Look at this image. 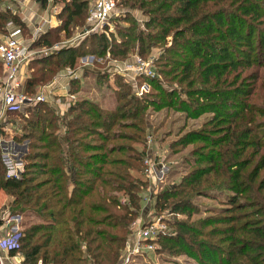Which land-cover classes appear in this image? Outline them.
Here are the masks:
<instances>
[{
  "label": "trees",
  "instance_id": "obj_1",
  "mask_svg": "<svg viewBox=\"0 0 264 264\" xmlns=\"http://www.w3.org/2000/svg\"><path fill=\"white\" fill-rule=\"evenodd\" d=\"M62 1L57 18L65 14L64 25L52 31L65 34L75 19H84L85 25L89 0ZM39 2L45 8L48 0ZM118 4L126 11L114 21L112 32L90 34L75 46L30 60L24 93L33 95L52 81L56 67H73L78 57L92 55L98 66L106 60L125 61L130 51L143 57L160 42L163 67L158 66V73L184 85L166 88L157 77L138 76L137 86L145 81L152 90L137 96L121 75L115 77V89L107 72L84 71L83 76L114 89L112 108L81 98L62 115L46 101L7 112L24 120L14 141L27 140L36 151L22 158L18 178L5 176L0 157V190L11 198V214L23 217L26 209L37 219L20 224L18 246L9 255L21 254V264H117L131 236L130 224L141 215L139 194L150 184L141 175L145 132L152 127L144 114L172 109L187 118L210 117L203 129L187 131L169 144L173 148L200 141L206 149L193 151L194 167L156 193L157 213L185 216L167 221L170 231L160 233L156 243L199 264H264V0ZM133 10L141 13V24ZM10 20L25 27L16 12L0 6V36ZM52 31L39 35L30 47L51 46ZM76 83L71 79L69 87ZM113 127L132 133L110 134ZM93 135L99 141L90 142ZM109 140L130 143L106 145ZM112 154L121 155L110 159ZM113 193H121L127 202ZM219 193L224 195L220 209L209 208V215L190 221L199 213L194 197L215 199Z\"/></svg>",
  "mask_w": 264,
  "mask_h": 264
},
{
  "label": "rangeland",
  "instance_id": "obj_2",
  "mask_svg": "<svg viewBox=\"0 0 264 264\" xmlns=\"http://www.w3.org/2000/svg\"><path fill=\"white\" fill-rule=\"evenodd\" d=\"M4 2L0 6H6L10 5L7 0H3ZM34 1V0H33ZM65 1L58 0L56 3V7H58V11L55 10L57 15L59 14V11L61 10L62 6L64 5ZM40 3V2H39ZM47 7V6H46ZM45 7V8H46ZM11 9L18 14V11L14 8V4H12ZM48 10L45 12V17L47 19L54 16L53 8L45 9ZM126 8L120 6L116 7V9L111 14V17L108 21V23L105 25V32L108 33L109 31L114 30V21L118 20L119 17L123 16L125 14ZM132 14L138 18L139 24L142 16L139 11H132ZM20 17V16H19ZM64 18L65 14L61 18H57V21H53V23H56L53 27L45 28V32L52 31L55 29V27L63 26L64 25ZM22 19V17L20 18ZM41 20V18L39 19ZM25 24V27H22V34L23 38L26 41L27 44H31L37 37H34L32 35V32L28 30V26ZM121 25H126L124 22H121ZM37 26V25H36ZM36 26H31L30 29H35ZM84 27V19H75L70 23L66 29L65 34L62 32L52 31L53 35L49 37L50 42L52 43L49 47H33L32 51H34L35 58L48 56L50 54H56L62 49H67L68 47L75 46L76 44L81 43V31ZM33 31V30H32ZM44 32V33H45ZM169 39V38H168ZM163 47V42L158 43L157 45L153 46L148 54L143 56L142 58L145 61H148L149 59H152V66L154 71L157 74V78L161 81L162 85L166 88H180L184 84L182 83L179 85L177 83V79H171L169 77L172 76H165L160 75L158 73V66L162 69V62L159 63V56L161 53ZM136 53L134 51H130L128 54V58L130 59L132 56H134ZM86 56L78 57L76 58V62L73 67H66L61 69L60 66L56 67L57 73L62 74L64 78L68 77L71 79H76L77 83L69 87L67 94H59L54 97V99H47L46 103L49 104L51 107H54L57 112H59L61 115L70 107L73 105H76L77 103H80L81 98H88L94 101H98L103 107L105 108H112L115 105V99L117 95L115 96L114 89H107L105 86V83L101 80L95 79L93 76L88 75L86 78L81 80L83 78L84 71H87L89 74H96L97 72H107L108 73V67L109 62L106 60L103 62L104 64L96 66L95 63L99 62H93ZM92 56V55H91ZM65 54L60 56L59 61L63 62L65 60ZM125 59V60H127ZM158 60V62H157ZM101 64V63H99ZM99 72V73H101ZM109 74V73H108ZM119 74H115L113 76H110L109 74V82L110 85L118 89L116 86L115 77ZM55 76V75H54ZM55 76V77H56ZM66 76V77H65ZM80 76V77H78ZM53 77L52 80L55 78ZM78 78L80 80V83L78 82ZM142 82V81H141ZM134 87V92L137 94L139 92V87L142 85L144 87L143 93H148L149 90H152V88L149 87V85L143 81L142 84H138L137 86V79L135 81H129ZM46 85V84H45ZM68 87V86H67ZM47 90V89H46ZM45 92V95H48V90ZM35 94V93H34ZM138 96V95H137ZM210 117L209 113L202 114L200 117L192 119L187 118L182 112L174 111L172 109H162L160 111H153L152 109H148L145 114L144 118L149 121L152 124V127L146 130L145 137H146V147L148 157L143 158L142 165L143 169L141 170V175H143L144 179L147 180L148 183H150L147 187H144L140 192V206L141 209L139 213H141L140 217H142V223H147L150 220L155 219L156 217L163 216V214L168 213V211H164L162 213H157V210L153 208L154 199L157 192H160L164 187H168L172 185L174 182H178L181 176H183L186 172L190 171L194 166V156L193 151H200L205 150L203 142L196 141L191 144H188L187 146H175L173 148L169 147V144L172 141H175L179 139L182 135H184L187 131L191 130H201L203 129L204 123L207 121V119ZM130 121V120H128ZM130 123V122H126ZM5 124L4 129L0 127V139L3 140L6 143L14 141V136H20L21 133V127L24 124V120L21 118L19 119L16 115H9L4 117L3 125ZM61 131H64V128L60 124ZM110 134L113 133H120V134H129L132 133V130L130 128H120L113 127L110 131H108ZM103 133L102 131L100 132ZM63 135V134H62ZM99 135H93V138H89V141H93L94 139L98 140ZM144 137V133H143ZM27 144H25V147L23 149L16 148V150L19 153L23 154V158L28 153V151H31L30 153L35 152V149H29L28 141L25 140ZM99 141V140H98ZM15 142V141H14ZM24 142V141H23ZM19 145H23L22 142H15ZM129 144V141L125 140H109L106 141V145H118V144ZM110 147V146H108ZM134 147L137 150H141L142 147H139L137 145H134ZM208 149V148H207ZM123 154V152L121 153ZM121 154H112L110 156V159L113 157L120 156ZM126 152L123 154L125 155ZM146 158V160H145ZM36 161H39V159H36ZM140 175V173H137V176ZM6 176V175H5ZM113 195L123 204L127 202V199L121 195V193H113ZM224 200V195L219 193L216 194L215 199L207 198L204 196H196L192 199L193 205L197 206L199 213L192 216L190 221H194L198 219L199 217H204L206 215H209L208 209H220L222 207L221 201ZM7 201V200H6ZM10 201V200H9ZM149 201V204H148ZM146 203L148 204L146 206ZM147 207V208H145ZM7 211L9 216H17L19 214H11L10 213V206L7 203ZM117 209V208H115ZM23 217H20V223H27L30 220L36 222L37 219L34 218L32 213H28V210L25 209V213L22 214ZM144 217H143V216ZM185 218V216H183ZM180 217V218H183ZM138 219V218H136ZM135 219V220H136ZM15 221V220H13ZM16 223V222H15ZM130 264H199L195 259H193L190 256H187L185 254H176L173 252H169L167 250L161 249V247L157 244V247L155 248L154 252L150 253H144L138 257H136Z\"/></svg>",
  "mask_w": 264,
  "mask_h": 264
},
{
  "label": "built area",
  "instance_id": "obj_3",
  "mask_svg": "<svg viewBox=\"0 0 264 264\" xmlns=\"http://www.w3.org/2000/svg\"><path fill=\"white\" fill-rule=\"evenodd\" d=\"M116 7L117 0H89L88 14L81 31V38L93 33L105 32V25ZM6 8L11 9V5H6ZM58 9L55 6L53 12L56 14L55 10L58 11ZM48 27H51V21L49 19L42 20L36 26L32 35L37 37L43 34L45 28ZM5 29V33L0 36V63L2 65V75L0 77V121L2 119L4 121V117L9 111H23L26 105L46 100L41 93L33 95L24 93L23 84L27 78L25 77V70L29 61L35 58L33 57L35 53L32 51L30 44H27L24 40L20 26L15 25L10 20L6 23ZM87 57L89 58V55ZM109 58V53L107 52L106 59ZM88 60L93 61L96 59L90 55ZM98 61H102V59L98 58ZM151 61L152 59L145 61L141 56L135 54L125 61H110L107 71L110 76L119 74L128 82L135 81L138 76L155 78L157 74ZM143 89L144 87L141 85L137 93L138 96L142 95ZM22 143L23 145H19L14 141L6 143L0 139V157L5 167L7 178H18L23 171V154L16 150V148L23 149L25 144H27L26 141ZM146 157L149 158L148 153ZM180 217H182L180 214L168 212L163 214L162 217H156L147 223H142V217H138L130 224L132 242L129 238L117 264H130L136 257L144 253L154 252L157 247L156 240L159 234L170 231L167 221ZM19 231L18 228L9 229L4 236H0V248L9 251L17 247L20 238ZM0 264H4L2 256H0ZM38 264H41V262L39 261Z\"/></svg>",
  "mask_w": 264,
  "mask_h": 264
},
{
  "label": "crops",
  "instance_id": "obj_4",
  "mask_svg": "<svg viewBox=\"0 0 264 264\" xmlns=\"http://www.w3.org/2000/svg\"><path fill=\"white\" fill-rule=\"evenodd\" d=\"M7 2L11 6L12 4H14V8L18 11V15L20 16V18L22 17V21L26 23V25L28 26V30H30L29 33L31 32L33 33L34 31V29H30L31 26H34V25L36 26L42 20L47 19L48 15L47 17H45L44 13L47 12L48 10H45V9H49L50 7L54 8L57 5V3L54 0H48V3L46 5L47 7L45 6L46 8H43L41 6V4L39 3V0H34V1L33 0H7ZM40 18L41 20H39ZM49 20L51 21V27L55 26L56 23H53V21H57V13L51 18H49ZM25 72H26L25 77H28L30 73L29 65L27 69L25 70ZM63 73L58 74L48 84L38 87L36 90V93L43 94L46 101L47 99H51V100L54 99L56 95L67 94L68 89H69L70 78L66 76H65L66 78H64ZM86 77L87 76H83L81 80H83ZM78 81L80 83L79 78H78ZM46 89L48 90V95L47 94L45 95L44 91ZM2 120L0 121V124H3ZM1 128L4 129L6 127L2 126ZM10 199L11 198L7 196L3 190H0V236H4L8 232L9 229H14V228L20 229V224H21L20 217L21 216L20 215H17V216L8 215L7 203L9 202ZM148 204H149V201H148ZM148 204L146 203V206ZM130 241L132 242V238H130ZM0 256L3 257L4 264H21L22 259H23V256L21 254H16L14 256H11L9 255L8 251L1 249V248H0Z\"/></svg>",
  "mask_w": 264,
  "mask_h": 264
}]
</instances>
